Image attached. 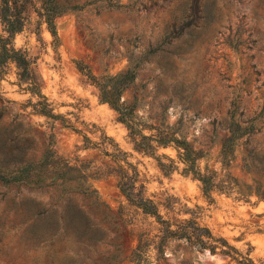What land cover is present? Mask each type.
Returning <instances> with one entry per match:
<instances>
[{
  "label": "rangeland",
  "instance_id": "rangeland-1",
  "mask_svg": "<svg viewBox=\"0 0 264 264\" xmlns=\"http://www.w3.org/2000/svg\"><path fill=\"white\" fill-rule=\"evenodd\" d=\"M57 1L70 10L55 21L56 49L35 13L14 43L27 54L42 95L62 118L34 114L31 102L41 99L19 85L18 69L9 64L0 75V161L23 149L28 158L40 159L53 133L60 157L72 165L90 163V172L99 176L89 180L87 194L0 184V264H134L133 228L123 220L136 211L116 175L109 174L126 167L125 161L136 167L147 197L158 204L176 198L178 209L187 205L216 236L240 251L251 245L254 259H263L264 201L215 192L209 204L201 184L184 174L174 147L156 153L178 165V171L164 174L154 156L134 148L129 130L76 63L99 78L135 67L137 79L123 101L135 105L138 123L175 128L205 152L201 168L219 177L231 119L255 127V134L238 143L229 171L263 192L264 0H198L197 6L195 0ZM29 208L33 212L27 214ZM178 218L191 215L180 212ZM147 255L149 264H236L185 241L171 242L163 258L153 249Z\"/></svg>",
  "mask_w": 264,
  "mask_h": 264
},
{
  "label": "trees",
  "instance_id": "trees-1",
  "mask_svg": "<svg viewBox=\"0 0 264 264\" xmlns=\"http://www.w3.org/2000/svg\"><path fill=\"white\" fill-rule=\"evenodd\" d=\"M195 0L194 6H197ZM70 10L57 0H0V75L5 73L9 64L14 63L18 69L19 85L26 86V91L33 97L41 99L36 103L31 102L34 114L47 119L58 120L62 118L54 113L47 98L42 95L36 79L32 63L27 54L17 49L14 43L16 35L20 34L35 13L46 24L48 31L54 39V48L59 42L56 19ZM78 71L86 76L98 91L103 103L108 104L117 114L119 122L124 124L133 137L134 148L154 156L164 174L178 171L177 163L168 159L169 164L156 153L159 148L174 147L178 152L179 161L184 164V174L193 176L201 184L204 198L209 204L214 203L213 193L236 195L237 199L250 202L252 196L264 201V191L259 187L241 183L230 173L231 165L235 159L238 143L245 137L256 133L255 127L243 126L234 118L228 124V134L221 144L220 160L222 164V177L219 172L206 167L201 168L200 162L206 155L202 150L195 149L192 144L180 136L173 127H142L134 115L135 105H127L123 101V93L137 79L136 68L116 76L96 77L88 66L82 62L76 63ZM65 124V121H62ZM155 131L151 136L144 135V131ZM88 141V138H84ZM56 136L50 134L44 153L40 159L28 158L26 149L20 154L7 155L0 161V184L4 187L24 186L30 189H61L63 194L72 192L87 194L88 182L96 173H91V164L80 162L72 165L68 159L60 157L56 150ZM167 158V157H165ZM117 160V159H116ZM126 167L118 166L111 169L110 175H116L121 193L129 205L135 209V215H128L123 223L132 226L129 234L136 242V248L131 252L130 259L134 264H149L148 252L153 249L158 258H163L165 250L173 241H185L190 247L210 254H220L236 264H264V258L256 260L252 256L254 247L249 245L247 251H240L223 237L216 236L212 230L202 225L197 218V213L183 205L178 209L179 201L168 198L165 203H156L145 194L144 186H138L139 173L133 165L125 161ZM249 200V201H248ZM164 208L166 214H163ZM195 209L202 210L196 206ZM186 210V211H185ZM33 212L28 209L27 214ZM191 215V218L181 220L179 213ZM122 218L123 214H120ZM138 216L143 217L140 221ZM137 228V230H135Z\"/></svg>",
  "mask_w": 264,
  "mask_h": 264
}]
</instances>
